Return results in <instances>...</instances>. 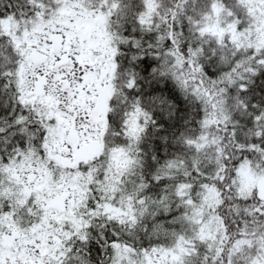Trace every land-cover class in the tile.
I'll return each mask as SVG.
<instances>
[{
	"label": "snow or ice",
	"instance_id": "6c2138e0",
	"mask_svg": "<svg viewBox=\"0 0 264 264\" xmlns=\"http://www.w3.org/2000/svg\"><path fill=\"white\" fill-rule=\"evenodd\" d=\"M0 264H264V0H0Z\"/></svg>",
	"mask_w": 264,
	"mask_h": 264
}]
</instances>
